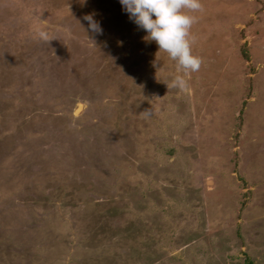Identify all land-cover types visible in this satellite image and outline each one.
<instances>
[{
    "label": "rangeland",
    "instance_id": "1",
    "mask_svg": "<svg viewBox=\"0 0 264 264\" xmlns=\"http://www.w3.org/2000/svg\"><path fill=\"white\" fill-rule=\"evenodd\" d=\"M200 2L180 90L118 0H0V264H264V0Z\"/></svg>",
    "mask_w": 264,
    "mask_h": 264
},
{
    "label": "clouds",
    "instance_id": "2",
    "mask_svg": "<svg viewBox=\"0 0 264 264\" xmlns=\"http://www.w3.org/2000/svg\"><path fill=\"white\" fill-rule=\"evenodd\" d=\"M118 2L129 21L146 33L143 39L154 42L158 51L165 52L169 59L175 62L177 72L182 74L174 76L170 86L184 90L187 86L184 76L197 72L202 63L201 58L192 52L195 37L190 32L197 19L192 13L202 11L200 0H118ZM83 20L87 22L89 31L94 33L102 31L92 14L85 15ZM33 32L35 38L50 41L49 33L40 27V22L34 24Z\"/></svg>",
    "mask_w": 264,
    "mask_h": 264
}]
</instances>
